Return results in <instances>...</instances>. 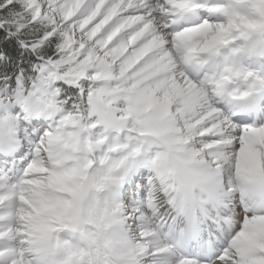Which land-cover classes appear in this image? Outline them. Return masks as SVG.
I'll return each mask as SVG.
<instances>
[{
    "label": "clouds",
    "instance_id": "9594fccd",
    "mask_svg": "<svg viewBox=\"0 0 264 264\" xmlns=\"http://www.w3.org/2000/svg\"><path fill=\"white\" fill-rule=\"evenodd\" d=\"M82 4L0 2V43L27 54L21 66L0 48V151L22 141L31 151L15 179L0 172V235L20 239L0 255L7 264H187L161 238L167 225L211 240V264H264V119H232L264 92V71L252 66L264 61V0H177L207 12L188 14L178 38L156 11L166 0H146L167 44L135 59L67 38L63 18ZM218 26L228 29L223 42L209 39ZM137 169L144 195L126 204Z\"/></svg>",
    "mask_w": 264,
    "mask_h": 264
},
{
    "label": "snow or ice",
    "instance_id": "6c2138e0",
    "mask_svg": "<svg viewBox=\"0 0 264 264\" xmlns=\"http://www.w3.org/2000/svg\"><path fill=\"white\" fill-rule=\"evenodd\" d=\"M59 2L60 0H49V7L54 8ZM132 2L139 6L121 8L120 4L128 5V0H83L82 5H77L79 11L65 15L61 27L71 25L66 36L81 49L95 45L103 52L116 51L122 53L123 57L133 59L139 58L150 49H163L167 41L163 34H157L158 29L151 19L154 12L145 6L146 0H132ZM166 3L168 7H160L156 11L161 16L170 18V24L165 27H173L175 31L172 35L177 38L182 31L191 27L185 23V17L188 14L207 15V12L203 10L204 5L193 4L189 7L177 8V0H166ZM108 5L112 7L109 8ZM52 22L55 24L54 16ZM204 24L208 31H211L207 20ZM227 34V28L218 26L217 32L209 39L214 42H223ZM5 52L8 56L14 55L13 51L6 46ZM193 60L194 58H188L186 62L192 63ZM14 264H22V261L14 262ZM187 264H203V262L188 257Z\"/></svg>",
    "mask_w": 264,
    "mask_h": 264
},
{
    "label": "bare ground",
    "instance_id": "6f19581e",
    "mask_svg": "<svg viewBox=\"0 0 264 264\" xmlns=\"http://www.w3.org/2000/svg\"><path fill=\"white\" fill-rule=\"evenodd\" d=\"M204 11L206 12V10ZM252 66L259 68L260 71H264V61L259 64H253ZM194 71L196 70L194 69ZM238 107L240 110L234 112L232 116V119L234 121L245 123L251 122L253 119H264V92L257 93L242 101ZM13 152H16L17 154ZM0 153L2 154V156H0L1 168L4 169L7 173L9 171L13 172L11 173L12 175H14V171H16L18 167L25 166L31 156L30 146L26 145L25 142H21L20 146L10 154L5 151H0ZM14 154L17 156H15ZM144 174L145 173L143 169H137L132 174L131 180L129 181L130 183H132V185L134 182H138L137 186H132V203L136 202L137 196L143 197L144 195L143 188L139 186L140 180H144ZM128 183H126L122 189V198L126 204L131 203L128 200V198H130L128 190L131 188L129 187ZM160 235L164 241L173 245V251H178L180 254H183L189 258H194L198 261H202L203 264H211L212 258L216 255L214 251L215 245L211 240L202 239L197 235H178L176 233V229H168L167 225H165L164 229L161 230ZM197 238H200V241H198Z\"/></svg>",
    "mask_w": 264,
    "mask_h": 264
},
{
    "label": "rangeland",
    "instance_id": "374dc122",
    "mask_svg": "<svg viewBox=\"0 0 264 264\" xmlns=\"http://www.w3.org/2000/svg\"><path fill=\"white\" fill-rule=\"evenodd\" d=\"M33 123H35V122L33 121ZM33 127H35V125H33ZM44 127H45V125H43V123L41 126H36L35 128H36L37 134L43 132ZM22 143H23V141H22ZM13 153H16V152H13ZM15 156H17V155H15ZM23 168H24V166L18 167L16 169V171H14L15 172L14 175H12L11 173H13V172L9 171L8 172L9 174H8L4 169L1 168V165H0V169H1L0 172L6 173L10 179H15L16 176L19 175L20 171ZM143 183H144V180L142 181V179H141L139 186H141ZM128 184L132 185V183H130V182ZM134 184L137 185L138 182L137 183L134 182ZM143 192H144V190H143ZM138 197L139 196H137L136 199H138ZM128 200H129V202L132 203L133 198L130 197V198H128ZM2 210H3V206L0 205V211H2ZM4 224H5V220H0V230H2L4 228ZM19 243H20V239H19L18 235L14 232H8L6 235H0V253H3L4 250H6V249L9 250L10 252L15 251V249ZM0 264H7V261L5 260V258L2 255H0Z\"/></svg>",
    "mask_w": 264,
    "mask_h": 264
},
{
    "label": "trees",
    "instance_id": "16d2710c",
    "mask_svg": "<svg viewBox=\"0 0 264 264\" xmlns=\"http://www.w3.org/2000/svg\"><path fill=\"white\" fill-rule=\"evenodd\" d=\"M0 35H3L2 32H0ZM5 46L7 47V49H11L14 53L13 56H10V58L12 60H19L21 62V66H23V61L25 59V56L27 54H25V56H22L19 52V50L16 48V46L14 44H9V42L5 41L3 43H0V48H3L5 50Z\"/></svg>",
    "mask_w": 264,
    "mask_h": 264
}]
</instances>
